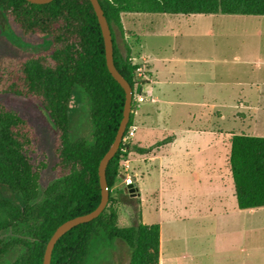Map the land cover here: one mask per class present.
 Returning <instances> with one entry per match:
<instances>
[{"label": "trees", "instance_id": "obj_1", "mask_svg": "<svg viewBox=\"0 0 264 264\" xmlns=\"http://www.w3.org/2000/svg\"><path fill=\"white\" fill-rule=\"evenodd\" d=\"M109 24L113 61L133 92L129 122L141 92L121 14H239L264 16V0H98ZM5 23L43 37L36 52L0 54V264H42L49 238L64 221L93 210L101 198L98 165L122 119L125 91L108 71L101 28L90 0H0ZM8 29L10 25L8 24ZM117 35L122 39V53ZM32 99L54 129L52 160L36 159L35 128L3 100ZM3 97V98H2ZM82 117L90 133L81 135ZM120 145L106 166L109 198L94 219L73 226L55 243L50 264H88L95 246L120 239L128 264H159V224L118 225L121 162L130 152L162 145ZM51 159V158H50ZM229 168L239 209L264 206V136L235 133ZM49 168V169H48ZM52 175L44 187L43 171ZM119 190V191H118ZM117 191V192H116Z\"/></svg>", "mask_w": 264, "mask_h": 264}, {"label": "rangeland", "instance_id": "obj_2", "mask_svg": "<svg viewBox=\"0 0 264 264\" xmlns=\"http://www.w3.org/2000/svg\"><path fill=\"white\" fill-rule=\"evenodd\" d=\"M128 15L124 14L127 29L124 37L128 34L126 43L130 47L155 57L174 55L187 60L186 74L183 71L177 78L183 81L182 84L166 86L161 82L156 85L160 88L159 94H165L162 98L166 100L165 104H158L162 111L157 119L163 120L167 112L166 122L169 124L182 122L208 126L217 122L221 127L234 128L231 133L234 134L246 132L245 124L253 123L248 116L243 119V112L251 111V115L256 113L257 119L252 134L264 136V16L133 12H128ZM4 21L0 13V54L36 52L43 48L40 47L43 37L24 35L19 27L11 23H8V29ZM117 40L122 53H125L119 35ZM178 98H183L181 100L185 103L167 102ZM3 100L35 128L38 143L33 157H46L51 161L54 129L39 104L32 99L14 96ZM236 111L237 118L233 117ZM218 113L224 118L218 119ZM80 130L83 136L90 133L86 117H82ZM130 142L133 143L132 138ZM222 153L223 150L221 156L224 155ZM131 154L121 162L116 186L122 190V193L116 191L121 200L118 206L119 226H129L138 220L159 224L161 235L163 239L167 237L171 250L186 255L182 264H264V217L251 224V229L248 225L246 227L245 222L235 228L221 226L209 216L181 220L178 218L183 214L181 204L186 203V198L194 196V192H189L188 179L177 177L176 182L171 183L165 178L164 195H160L152 190L158 188L154 183L158 185L161 180L156 175L152 178L153 182L148 181L149 190L141 199L134 185L132 168L136 164ZM125 160H130L127 167L123 164ZM48 169L43 171L41 187L52 177L47 174ZM126 179L131 180L129 184L133 185L135 194L129 192ZM162 197L163 210L155 209ZM129 258L128 246L117 239L105 248L95 246L88 264H128Z\"/></svg>", "mask_w": 264, "mask_h": 264}, {"label": "crops", "instance_id": "obj_3", "mask_svg": "<svg viewBox=\"0 0 264 264\" xmlns=\"http://www.w3.org/2000/svg\"><path fill=\"white\" fill-rule=\"evenodd\" d=\"M124 14L129 15L128 12L121 14L124 31H127L124 25ZM127 36L128 34H126V40ZM130 49L132 61L138 64V67H143L146 73L139 93L145 99L140 102L135 99L137 106L132 111L133 126H135L132 142L139 147H150L158 142H163L148 154L131 152L134 155L132 160L136 164V167L132 168L135 177L134 185L138 189L141 199L149 190L148 181L153 182L152 178H155L156 175L161 180L158 185L154 183L158 188L152 190L160 195H164L165 178L171 183H175L177 177L185 178L188 179L191 187L189 192H194V196H191L193 200L186 198V203L181 204L183 214L178 215L181 220L209 216L214 218L218 225H229L234 228L237 227L236 225H242L243 222L246 227L248 225L250 228L251 224L261 221L264 217V206L249 209L237 207L233 179L228 165L230 138L234 128L221 127L217 122L208 126H193L182 122L169 124L166 122L167 112H165L166 116L163 120L157 119L162 111L158 104H165L166 100L162 98L165 94H159L160 88H157L156 85L161 82L166 86L182 84L183 81L177 78L182 75L183 71H185L184 75L186 74L187 60L174 55L155 57L146 52L134 50L133 46ZM178 99L167 102L169 104L185 103L181 100L183 98ZM236 108L239 109V107ZM237 111L240 112V110ZM237 111L234 112L233 117H236ZM243 114V119L248 116L250 122L253 120L252 124H245L246 132L244 134H252L253 124L257 123L256 113L252 112L251 115V111H249L248 113L243 112ZM217 117L218 119L224 118L221 113H218ZM222 150L224 155L221 156ZM127 161L130 165V160ZM163 200L162 197L155 209L163 210ZM168 242L167 237L163 239L159 225V264H182V258L186 255L172 251ZM191 255L190 257H192Z\"/></svg>", "mask_w": 264, "mask_h": 264}, {"label": "water", "instance_id": "obj_4", "mask_svg": "<svg viewBox=\"0 0 264 264\" xmlns=\"http://www.w3.org/2000/svg\"><path fill=\"white\" fill-rule=\"evenodd\" d=\"M32 3H48L51 0H27ZM95 14L97 16L103 40H104V48H105V59H106V65L108 68V71L111 73V75L114 77V79L122 86V88L125 91V103H124V109H123V115L122 119L119 123L117 132L115 134L114 140L112 144L110 145L109 149L105 152V154L102 156L99 165H98V176H99V184L101 188V198L98 205L91 211L75 216L73 218H70L63 223H61L55 231L52 233L51 237L49 238L44 255H43V262L42 264H50L51 261V253L53 250V247L57 240L69 229H71L73 226L78 225L80 223L88 222L95 217H97L104 207L106 206L109 198V192H108V186L106 181V175L105 170L107 163L109 160L114 156L116 153L120 142L122 140V137L124 135L125 129L127 127V124L129 122L130 118V112H131V102L133 98V92L131 89V86L127 82V80L119 73V71L116 69L113 61V42H112V36H111V30L109 27V24L106 20V17L103 13V10L101 8V5L98 0H90ZM129 192L133 194L134 188L133 185L129 184L128 186Z\"/></svg>", "mask_w": 264, "mask_h": 264}, {"label": "built area", "instance_id": "obj_5", "mask_svg": "<svg viewBox=\"0 0 264 264\" xmlns=\"http://www.w3.org/2000/svg\"><path fill=\"white\" fill-rule=\"evenodd\" d=\"M136 73H137V77H139L140 79H145L146 78V73L143 69V67H137L136 69ZM135 99L137 101H143L145 98L142 94H136L135 95ZM134 130H135V126L131 125L128 129V132L125 136L122 137V140L124 141H128L132 138L133 134H134ZM126 167L128 166L127 165V160H125V162L123 163ZM126 183L129 184L131 183V180L130 179H126Z\"/></svg>", "mask_w": 264, "mask_h": 264}]
</instances>
